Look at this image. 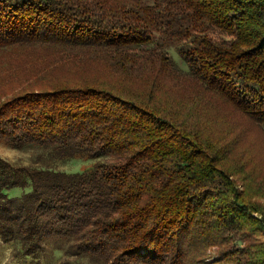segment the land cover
<instances>
[{"label":"trees","instance_id":"1","mask_svg":"<svg viewBox=\"0 0 264 264\" xmlns=\"http://www.w3.org/2000/svg\"><path fill=\"white\" fill-rule=\"evenodd\" d=\"M0 48V140L98 158L0 154L7 264H264V0H0Z\"/></svg>","mask_w":264,"mask_h":264},{"label":"rangeland","instance_id":"2","mask_svg":"<svg viewBox=\"0 0 264 264\" xmlns=\"http://www.w3.org/2000/svg\"><path fill=\"white\" fill-rule=\"evenodd\" d=\"M169 54L174 59L176 65L183 71H186L188 66L184 59V56L181 55L175 46H170L168 48ZM7 55L6 48H0V61ZM2 78V77H1ZM1 98V97H0ZM45 155V148L42 147L38 143H27L22 147H13L5 142L0 140V154L13 162H22V163H30V164H42L48 163L58 169H63L67 171H80L86 167H88L93 161L97 160V157H82V156H74L69 158H61L56 160L47 159V162H43V154ZM237 153H235L233 159H235ZM235 160L238 161L236 158ZM231 161V162H232ZM234 177L237 174H233ZM256 184V183H254ZM238 187L240 189H245L246 186L242 181L239 180ZM30 187H21V186H13L11 188L6 189L9 196H18L22 194L24 191H28ZM254 188L252 190L254 191ZM257 199L264 201V197L262 196H254ZM71 241V238L59 235H52L45 238L40 249H39V261L36 264H104L102 262L95 261L90 259L86 253H81L79 255L72 254L68 252V246ZM11 241L3 240L0 237V264H7L10 260L11 252H12ZM69 259V263L66 260ZM9 264H31L29 261L24 260L20 262H10Z\"/></svg>","mask_w":264,"mask_h":264}]
</instances>
